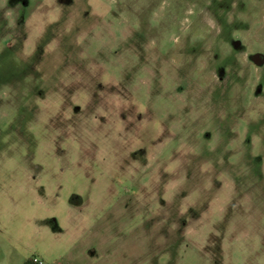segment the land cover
<instances>
[{
	"label": "rangeland",
	"instance_id": "1",
	"mask_svg": "<svg viewBox=\"0 0 264 264\" xmlns=\"http://www.w3.org/2000/svg\"><path fill=\"white\" fill-rule=\"evenodd\" d=\"M254 52L264 0H0V264H264Z\"/></svg>",
	"mask_w": 264,
	"mask_h": 264
},
{
	"label": "flooded vegetation",
	"instance_id": "2",
	"mask_svg": "<svg viewBox=\"0 0 264 264\" xmlns=\"http://www.w3.org/2000/svg\"><path fill=\"white\" fill-rule=\"evenodd\" d=\"M237 44H238V42L235 41V45H237ZM263 58H264V57H263L262 55H258L257 52H254V53L251 54V59H252L253 61H255V62L260 63L261 60H262Z\"/></svg>",
	"mask_w": 264,
	"mask_h": 264
}]
</instances>
